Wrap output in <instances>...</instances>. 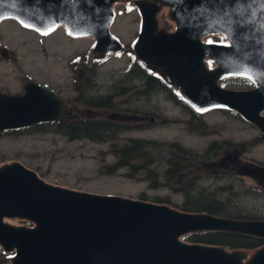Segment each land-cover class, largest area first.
I'll return each mask as SVG.
<instances>
[{"label":"water","instance_id":"95a60500","mask_svg":"<svg viewBox=\"0 0 264 264\" xmlns=\"http://www.w3.org/2000/svg\"><path fill=\"white\" fill-rule=\"evenodd\" d=\"M241 2L243 17L234 12V0H0V23L15 19L41 35L64 28L71 37H92L95 52L109 55L124 51L111 29L116 6L127 3L141 18L132 45L141 63L158 69L197 112L234 111L264 135V0ZM165 9L172 32L160 24ZM209 35L231 45H210L204 40ZM227 77L246 78L254 87L224 88L220 82ZM25 90L23 96L0 93V133L71 114L40 85ZM242 172L264 190V166L246 165ZM204 232L264 239V221L74 190L45 181L21 162L0 165V246L15 253L12 264H264V245L250 251L183 241Z\"/></svg>","mask_w":264,"mask_h":264},{"label":"rangeland","instance_id":"374dc122","mask_svg":"<svg viewBox=\"0 0 264 264\" xmlns=\"http://www.w3.org/2000/svg\"><path fill=\"white\" fill-rule=\"evenodd\" d=\"M115 10L112 33L123 43L124 51L108 56L95 52L92 37L73 38L64 28L43 36L23 27L15 19L1 22V94L18 96L31 81L48 85L71 105L73 120L83 121L87 117L94 121L114 122L124 125L127 131L103 141L73 140L51 128L18 135L1 133L0 165L18 161L56 186L122 195L179 210L187 201L186 193L180 191L187 188V183L195 177L196 181L199 179L200 185L195 182L199 191L214 193L224 187L226 189L219 195L229 197L230 206L235 211L254 216L248 220L264 221V190L242 172L246 165L264 166V135L233 111L211 110L204 113L202 122H196L192 113L172 100L166 90L159 88L146 92L147 87L136 73L127 72L136 59L132 45L140 32V15L137 9L126 3L118 4ZM159 18L162 28L169 32L175 29L168 11ZM204 40L228 43L216 35H209ZM249 83L243 78L221 82L223 87L233 90H248L253 86ZM75 85L95 99L111 96L112 108L76 103L74 100L79 91ZM142 117L144 120L140 121ZM132 139L157 143L155 148L148 147L154 161L151 170L156 177H148L141 170L132 172L129 167L114 170L119 162L115 150ZM177 144L192 154L181 155L183 160L174 157L177 149L172 145ZM172 157L184 168L182 179L178 182L177 176L170 184L164 185L161 175ZM219 177L223 179L218 180ZM252 188L260 193L253 192ZM12 224L33 226L19 220ZM190 235L183 241L197 243L188 238ZM14 254L5 253L0 246V264H12Z\"/></svg>","mask_w":264,"mask_h":264},{"label":"trees","instance_id":"16d2710c","mask_svg":"<svg viewBox=\"0 0 264 264\" xmlns=\"http://www.w3.org/2000/svg\"><path fill=\"white\" fill-rule=\"evenodd\" d=\"M134 69V71H132ZM149 67L143 66L136 59H134L132 69L130 73H136V75L140 79H145V87H150L151 89H162L166 90L169 94V97L176 101L179 105L186 108L187 110L195 113V111L185 103L175 92V90L169 87V84L158 74L150 73ZM132 71V72H131ZM148 75V76H147ZM251 85V83H249ZM149 88V89H150ZM150 89V90H151ZM146 92H150L146 88ZM85 105L96 107V108H112L113 103H111V96L107 98L95 99L91 97L86 100ZM198 116L197 114H195ZM54 129L56 132H62L66 134L71 139H91L93 141H103L114 138L116 134L124 133L127 131L124 125H118L114 122H103V121H94V120H86V121H69L62 120L59 122H48V123H40L32 127L19 129L16 131H10L9 133L24 134L33 131H44L47 129ZM7 134V133H5ZM256 144V143H254ZM253 145V144H252ZM151 146L155 148L157 143L146 142L144 140H135L132 139L127 142L124 146L118 147L115 152L119 157V162L115 165L114 170L122 167L131 168L132 172H136L137 170L145 171L147 176H154V172L151 170L153 165V159L149 155L148 147ZM172 147L176 148L177 154H174V157L178 156L181 160H183L181 155H190L191 151L182 148L179 144L172 145ZM211 149V147H210ZM209 152V151H208ZM172 157L169 161L168 168L165 170L164 175L168 182L171 181V178H176L179 174L184 171V168L181 167V163L173 160ZM142 162L143 164H140ZM132 176V173L129 174ZM183 175V174H182ZM181 175V177H182ZM134 176V173H133ZM223 177H219L218 180H222ZM178 180H181L179 177ZM199 184L198 181L194 180ZM192 183L190 187H188L184 193H186L187 201L184 204L182 210L187 212H207L223 217L229 218H240V219H250L254 218L251 214H246L243 211H235L234 207L232 208L229 197L223 198L219 194L223 193L226 189L224 187L218 188L214 193H210V191L202 190L199 191L196 183ZM219 181L218 183H221ZM224 183V182H223ZM200 185V184H199ZM253 192H258L256 189L252 188ZM189 239L193 240V242H201L204 244H212V245H222L227 247L228 249H249L253 250L258 247L264 245V239L253 237L249 235H244L240 233H229V232H204L197 233L188 236Z\"/></svg>","mask_w":264,"mask_h":264},{"label":"flooded vegetation","instance_id":"af4514ba","mask_svg":"<svg viewBox=\"0 0 264 264\" xmlns=\"http://www.w3.org/2000/svg\"><path fill=\"white\" fill-rule=\"evenodd\" d=\"M211 65V64H210ZM152 68V67H151ZM150 68V72L148 73V74H150V73H153V75H154V73H156V74H158L159 75V77H161V78H163L168 84H169V87H171V88H173V86L160 74V72L157 70V69H155V68H152L151 69ZM148 76V75H147ZM227 79H230V78H226L225 80H227ZM143 82H144V85H146V83H145V79H141ZM31 83H36V84H38V85H40L42 88H43V90L46 92V93H48L50 96H52L53 98H55V99H57V100H59V101H61L62 103H64V104H66L68 107H69V109H70V111H71V114H69V115H67V116H65V117H63V118H61V119H59L58 121H53V122H59V121H62V120H69V121H77V120H73L74 119V116H73V113H72V110H71V105L68 103V102H66V101H64L63 99H62V94L61 93H58V92H56L55 90H53V89H50V87L48 86V85H41V84H39V83H37V82H33V81H31V82H29V83H26L25 84V88H26V86L28 85V84H31ZM76 86V90H78L79 91V96L77 97V98H75V102L77 103V102H80V103H83L84 102V104H85V102H86V100L87 99H89V98H91V95H89L88 93H87V95H85L84 94V90H82V87L81 88H79L77 85H75ZM90 86V85H89ZM147 86V85H146ZM25 88H24V93H22V94H17L18 96L19 95H21V96H23V95H25L26 94V90H25ZM150 88V87H149ZM149 88L147 87V90L148 91H151V90H149ZM186 109V108H185ZM187 110V109H186ZM216 110V109H215ZM220 110H222V109H220ZM188 112H190V113H192V117L194 118L193 120L194 121H196V122H202L203 121V119H202V117H204V115L206 114H200V113H198V112H196L195 110V113H193V112H191V111H189V110H187ZM211 111V110H210ZM210 111H208V112H210ZM226 111V110H225ZM195 114H197L198 116H196ZM75 118H79V116H76ZM91 120V118H87V117H85V119L83 120V121H86V120ZM140 121H142V120H144V117H142V118H140L139 119ZM154 119H151V121H153ZM46 123H48V122H46ZM11 130H9V131H5L4 132V134L5 133H9ZM13 131H16V130H13ZM1 134V133H0ZM228 159H230V157H228ZM154 164V163H153ZM224 163H222V165H223ZM154 174V177H156L157 175L155 174V173H153ZM181 175H182V173L181 174H179L178 175V178L180 177L181 179H182V177H181ZM158 176H159V179H160V172H158ZM162 176V175H161ZM164 178V180H165V183H163L164 185L165 184H170V182H168L167 181V179H165V177H163ZM172 179V178H171ZM194 180H196V178L195 177H193L187 184H188V186H187V188L188 187H190L191 186V184L192 183H194L195 181ZM156 182H157V180H156ZM178 182H181V180H178ZM157 187H159V185L157 186ZM153 188H156V186L155 187H153ZM187 188H184L183 190H181L180 192H185V190L187 189ZM160 204V203H159Z\"/></svg>","mask_w":264,"mask_h":264},{"label":"snow or ice","instance_id":"6c2138e0","mask_svg":"<svg viewBox=\"0 0 264 264\" xmlns=\"http://www.w3.org/2000/svg\"><path fill=\"white\" fill-rule=\"evenodd\" d=\"M234 3H235L234 12L236 13V15L243 17L244 13L246 11L245 5L241 2V0H234ZM23 26L24 27H32L30 24H27V23H24ZM36 30L39 31L38 28ZM54 30H55V27L53 26L52 28H49L47 31H44L42 34L48 35L51 33V31H54ZM208 43L210 45H212L214 42L210 40V41H208ZM220 46H229V45H225V44H223V42H221ZM249 79H251V77H249Z\"/></svg>","mask_w":264,"mask_h":264},{"label":"bare ground","instance_id":"6f19581e","mask_svg":"<svg viewBox=\"0 0 264 264\" xmlns=\"http://www.w3.org/2000/svg\"><path fill=\"white\" fill-rule=\"evenodd\" d=\"M164 11H168V10H167V9L163 10V11L161 12V14H162ZM161 14H160V15H161ZM12 222H13V221H11V223H12Z\"/></svg>","mask_w":264,"mask_h":264}]
</instances>
